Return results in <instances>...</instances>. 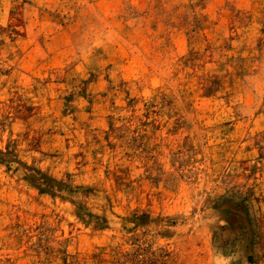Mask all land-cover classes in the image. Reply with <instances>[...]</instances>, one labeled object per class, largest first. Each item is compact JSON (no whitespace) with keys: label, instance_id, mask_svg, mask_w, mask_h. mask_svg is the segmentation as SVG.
Returning a JSON list of instances; mask_svg holds the SVG:
<instances>
[{"label":"rangeland","instance_id":"rangeland-1","mask_svg":"<svg viewBox=\"0 0 264 264\" xmlns=\"http://www.w3.org/2000/svg\"><path fill=\"white\" fill-rule=\"evenodd\" d=\"M0 264H264V0H0Z\"/></svg>","mask_w":264,"mask_h":264}]
</instances>
